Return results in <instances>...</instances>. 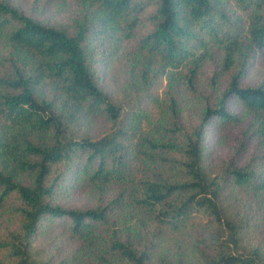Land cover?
<instances>
[{
  "label": "trees",
  "instance_id": "obj_1",
  "mask_svg": "<svg viewBox=\"0 0 264 264\" xmlns=\"http://www.w3.org/2000/svg\"><path fill=\"white\" fill-rule=\"evenodd\" d=\"M0 264H264V0H0Z\"/></svg>",
  "mask_w": 264,
  "mask_h": 264
},
{
  "label": "rangeland",
  "instance_id": "obj_2",
  "mask_svg": "<svg viewBox=\"0 0 264 264\" xmlns=\"http://www.w3.org/2000/svg\"><path fill=\"white\" fill-rule=\"evenodd\" d=\"M220 148V151L222 152L221 154H224V148L223 147H219Z\"/></svg>",
  "mask_w": 264,
  "mask_h": 264
}]
</instances>
